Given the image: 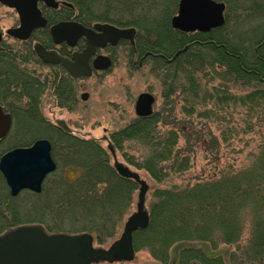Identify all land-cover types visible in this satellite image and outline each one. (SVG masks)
Returning a JSON list of instances; mask_svg holds the SVG:
<instances>
[{
  "label": "trees",
  "instance_id": "16d2710c",
  "mask_svg": "<svg viewBox=\"0 0 264 264\" xmlns=\"http://www.w3.org/2000/svg\"><path fill=\"white\" fill-rule=\"evenodd\" d=\"M70 1L77 3L76 0ZM125 1V10L137 13L125 24L136 27L137 44L169 58L168 61L149 59L154 70L157 69L165 80L167 95H185L184 101H198L200 104L212 101V107L196 110L190 105L183 107V111L199 118L215 116L219 129L218 136L212 135L208 129L202 130L203 126L200 131L194 130L189 120L162 129L168 124H162L159 116L152 114L146 118L137 117L110 133L108 141L113 150H121L123 142L128 140L147 149V154L136 162L125 158L137 169L145 170L158 185L152 189L146 208L149 224L133 235L135 249H147L159 264H264V129L259 131L257 150L245 167L233 171L222 169L206 178L194 176L190 180L181 177L192 168L193 140L217 153L221 141L257 130L255 119L264 115V45L257 49L251 47L252 50L241 46L230 37L227 24L206 33L174 30L169 21L173 0L161 3L156 0ZM146 2L147 7L144 6ZM151 11L159 12V21L141 18L142 13ZM109 22L122 25L120 19ZM146 36L153 38L152 41ZM184 46H187L184 52L173 56ZM2 56L1 97L5 90L8 91V85L15 83L22 86L26 93L21 96L28 100L23 110L15 108L23 115L16 111L13 115V108L9 110L10 114L18 122L34 126L33 130L45 129L43 136L52 144L51 155L56 166L75 167L80 174L68 183L62 175L54 172L45 178L41 193L26 191L27 196L35 200L31 204L32 215L22 216L19 198L12 197L5 188L0 190V231L37 223L50 233L85 231L93 233L99 242L113 238L116 227L127 214L133 191L139 188L138 183L119 175L111 165L108 151L97 140L66 133L43 121L37 97L28 91L36 84L41 85L42 81L28 77L21 70L11 69L9 63L2 70L1 59L5 58ZM207 75L210 79L215 77L218 83L209 88L202 87ZM229 81L247 86L249 90L235 93L230 90ZM51 82L59 104L70 102L72 80L57 74V78L52 75ZM0 104L7 109L2 99ZM229 107L243 111L244 119L239 127L222 116ZM26 128L28 130L29 126ZM179 138H184L189 145L180 148ZM175 177L181 182H172ZM25 207L27 204L23 209ZM219 244H223L221 249H217Z\"/></svg>",
  "mask_w": 264,
  "mask_h": 264
},
{
  "label": "rangeland",
  "instance_id": "374dc122",
  "mask_svg": "<svg viewBox=\"0 0 264 264\" xmlns=\"http://www.w3.org/2000/svg\"><path fill=\"white\" fill-rule=\"evenodd\" d=\"M68 1L75 6V13L80 19L89 20L90 22H109L120 19V24H122L123 26H127L125 25L127 24V20L132 19L137 14L133 11L129 13L128 10H125L124 5L127 3V1L125 0H94V2L92 0H76L77 3H74L70 0ZM161 1L165 2L166 0H156L157 3H161ZM223 1L227 2L228 7L227 28L230 37H232L234 41L239 42L241 46H247L250 50H252L251 47H254L255 44L252 43L253 40L264 37V0ZM147 4L148 3L146 2L144 6L147 7ZM170 7V9H172V16L176 13L177 5L170 4ZM157 9H160V7H158ZM160 16L161 15L159 14V12L156 13V11H151L150 13H142L141 18L146 19L147 17H149L150 22H155L160 20ZM137 18H139V15H137ZM14 20L15 15L0 4V30L4 31L7 27L13 24ZM251 29H254L253 33H250ZM146 39L151 42L153 38L146 36ZM18 47L19 46H15L14 48L17 49ZM116 56L117 59L115 65H113L108 71L97 73L87 78L72 80V87L75 92L76 102L72 103L71 111L66 109L65 106L59 105L56 96H54L53 84L51 82V73H53L56 78L57 74L54 73L53 70H51L47 65H44L42 63L39 66L34 64L30 65V67L33 68L28 70L29 72H31L30 74H32L34 71V75L38 76L39 82H42L41 85L36 84L34 85V87H30L28 91L33 92V94H35V98L37 97L36 99L38 101L39 111L42 117L51 121L52 123L54 122V125L56 124L54 117H56L57 119H64L67 123V126L72 130L74 135L81 138H91L97 140L108 151L112 166L114 162H118L126 168L136 172L139 175L140 179L144 180L148 185V190L144 202L145 209H148L152 189H154V187L158 185L145 170L137 169L125 158V156H127L129 159L136 162L147 154V149L134 140L123 142L121 150L110 152V150L107 149L110 143L108 141L110 133L120 129L121 127L137 118L134 110L135 100L137 96L142 92H149L154 95L155 103L153 114H157L159 116L162 124L163 122H166L168 124L167 126H163L162 129L170 127L175 122H186L187 120H189L195 127L194 130L200 131V128L203 126L202 130L206 131V129H208L211 131L212 135L218 136V121L215 116L210 118H199L196 116V114L189 115L187 112H184L183 107H188L190 105L194 106L196 110H198L200 107H212V101L208 100L207 102H205L209 104H200L198 101H184L185 95H179L175 93L172 96H168L166 88L167 84H164L165 80H163L161 74L157 72L158 70H154V68L152 67V62L150 60H147L142 68H140L139 70H135L130 65V60L123 49L119 48L116 52ZM1 60V62L3 63L2 70H4V65H7V61L5 58ZM202 82L204 83V86L202 87L209 88V86L218 83V80L215 77H212L210 79V75H207ZM228 85H232L230 86V90L235 93L249 90V87L238 84L234 85L233 82L231 83V81H229ZM11 88L13 89V91L5 90L3 92V98L0 94L2 103L7 107L5 111L10 113L9 110L13 108V115H16L15 111L19 115H23L22 111L15 110V108L23 110V107L26 105V102L28 100L25 98V96H21V93L26 92H23L22 86L20 88L19 85L17 87L12 86ZM83 92H87L89 95L86 101H83L80 98V95ZM224 112L226 114L225 116H222L228 118V120H230L234 126L239 127V125H241L242 120L244 119L242 110H233V108L229 107L226 109V111L224 110ZM14 117L15 116L12 117L11 125L7 135L0 140V156L6 151L15 147L30 146L36 139H48L46 136H43V131L45 129L43 130L41 128H36L35 130H33L34 126L26 124V122H24L25 124L23 122H18ZM255 122L257 123V130L254 129L252 133L240 134L239 136L235 135V137H231V139L226 142L221 141L219 144V151L217 153L208 150L206 148V145L201 146L200 142L194 140L193 142L191 141L192 168L189 172L185 173L181 177L188 178L190 180L194 176L206 178L209 175L218 173L222 169L233 171L248 165L253 154L257 150V145L260 142L261 132L259 131H261V129H264V115L259 117L258 119H255ZM28 126L29 129L27 130L26 127ZM56 127L59 128L58 126ZM187 145H189V143H186L184 138H179L178 146L180 148L184 149L187 147ZM54 172L62 175V178H64V180L68 183L75 180L80 174V171L75 167L67 166H56L55 170L49 174H52ZM58 174H56V176ZM171 180L174 183L181 182V179L176 177ZM4 188L7 192H9L8 186L6 185L4 178L1 176L0 190H4ZM26 191L29 190H21L18 195L12 196L15 198H19V206L20 208H22V216L32 215L34 213L31 204L35 200L29 198L27 196V193H25ZM41 191L39 193H41ZM137 195L138 188L133 191L132 202L127 208V214L124 215L123 219L116 227V231L114 234L115 236L113 238L104 240L103 242H99L98 240H96L95 235L90 232L82 231L75 233L73 232L70 234L89 233L93 236L94 248L107 249L112 244V242L120 237L127 217L134 211H136ZM25 204H27V207L23 209ZM247 220L248 216L246 215V223H248ZM13 228L15 227L3 229L2 231H0V234ZM248 229L249 225L248 227H246V231L244 232V242L246 241V236L248 235ZM215 239L218 240L217 235L215 236ZM217 247V249H221L223 247V244H219ZM93 264L159 263L152 259L147 249L137 248L135 249L134 258L131 261H100Z\"/></svg>",
  "mask_w": 264,
  "mask_h": 264
},
{
  "label": "water",
  "instance_id": "95a60500",
  "mask_svg": "<svg viewBox=\"0 0 264 264\" xmlns=\"http://www.w3.org/2000/svg\"><path fill=\"white\" fill-rule=\"evenodd\" d=\"M21 2L22 0H0V3L14 7L18 11ZM224 9L225 4L220 1L179 0L176 14L170 19V25L180 32H208L223 26ZM67 26L69 25L61 23L55 26L54 30L61 32ZM94 28L98 32L93 35V32L79 24H72L74 40L80 34L88 39V47L82 54L73 55L72 60L54 52H46L38 45L35 46L36 52L43 62L61 64L74 77L88 76L90 68L80 56L89 55L95 46H103L105 42L114 44L122 38L132 40L135 31L132 27L119 29L107 23H96ZM13 32L16 33L17 30ZM186 49L187 46L177 50L174 56ZM110 64L109 58L104 56H97L94 61L97 69H106ZM81 97L85 100L87 93H83ZM154 102L155 98L151 93H140L135 100V114L142 118L150 116L153 113ZM56 124L65 132L70 131L64 121L58 120ZM10 125V114L4 112L0 106V140L7 135ZM110 150L114 152L112 148ZM55 168L56 163L51 156V143L45 138L35 140L30 146L12 148L0 156V173L11 196H16L25 189L39 193L44 179ZM114 168L121 177L137 182L139 188L136 211L127 217L120 237L107 249L94 248L93 236L89 233H48L39 224L20 225L0 234V264H92L100 261H131L135 253L133 234L139 229H145L149 224V216L144 208L148 185L136 172L121 163L114 162Z\"/></svg>",
  "mask_w": 264,
  "mask_h": 264
},
{
  "label": "flooded vegetation",
  "instance_id": "af4514ba",
  "mask_svg": "<svg viewBox=\"0 0 264 264\" xmlns=\"http://www.w3.org/2000/svg\"><path fill=\"white\" fill-rule=\"evenodd\" d=\"M216 1H220L225 4V9L223 12L225 19L223 24L224 26L225 24H228L227 2L223 0ZM178 2L179 0H173V5H178ZM1 5L10 10L15 15V20L13 24L7 27L4 31L0 30V55H3L2 57L7 59L6 61L11 65V69L26 72L28 77H32L37 80H39V78L37 75H34V71L32 73L33 75L28 71L29 69H33L30 67L32 64L37 66H39L41 63L47 65L51 70H53L54 73L61 74L64 77L70 78L71 80L83 79L97 73L106 72L111 69L113 65H115L117 59L116 52L119 48L123 49L130 60V65L135 70L142 68L147 60L151 58H160L165 59L166 61L169 60V58L163 55V53H153L152 51L144 49L145 46L143 44H137L136 41L138 35L134 26H123L112 22L103 21L100 23H110L117 28L133 27L135 31L132 35V40L129 38H122L117 40L114 44L105 42L103 46H95L89 55L80 56L85 65L90 68V74L88 76L74 77L61 64L42 62L40 56L36 52L35 46H42L46 52H54L63 58L72 60L73 55L82 54L83 51L88 47V39L85 35L80 34L75 40L72 38V24H79L83 28L93 32L94 35L98 32V30L94 28V25L98 23V21L90 22L89 20L80 19L75 13V6L68 0H22L19 11L16 8L10 7L8 5ZM61 23H66L69 26L65 27V30L61 32H58L57 29L54 30V27ZM9 30H12V32H9ZM14 30H17V32L14 33ZM253 32L254 29H251L250 33ZM252 43H255L254 47L252 48L257 49L258 46L264 45V37L255 39ZM15 46L19 47L15 49ZM97 56L109 58L111 62L110 66L106 69H97L94 66V61ZM51 74L54 75L53 73ZM8 81H10V79ZM18 85L20 84H10L6 89L13 91L11 87H17ZM19 87L21 88V86ZM54 96H56L57 99V95L54 94ZM70 96V102H66V104L63 105L69 111L72 110V100L73 103L76 102L74 90ZM81 96L82 94L80 95V98L83 100ZM88 96L89 95L87 93V98L83 101H86ZM65 97L67 98V95ZM40 116L43 121L54 124V122L52 123L51 121L45 119L42 117V115ZM54 120L55 123H57L58 120H62L66 123L64 119H57L56 117H54ZM55 125L57 126V124ZM66 133L74 135L71 129Z\"/></svg>",
  "mask_w": 264,
  "mask_h": 264
},
{
  "label": "bare ground",
  "instance_id": "6f19581e",
  "mask_svg": "<svg viewBox=\"0 0 264 264\" xmlns=\"http://www.w3.org/2000/svg\"><path fill=\"white\" fill-rule=\"evenodd\" d=\"M26 190V189H25ZM147 193V192H146ZM145 208V207H144ZM135 212V211H134Z\"/></svg>",
  "mask_w": 264,
  "mask_h": 264
}]
</instances>
